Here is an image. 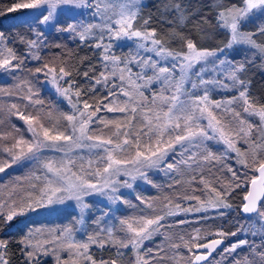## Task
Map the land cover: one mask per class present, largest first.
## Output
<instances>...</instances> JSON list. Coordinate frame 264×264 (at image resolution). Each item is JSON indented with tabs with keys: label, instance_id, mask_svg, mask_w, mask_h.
I'll return each mask as SVG.
<instances>
[{
	"label": "snow or ice",
	"instance_id": "snow-or-ice-1",
	"mask_svg": "<svg viewBox=\"0 0 264 264\" xmlns=\"http://www.w3.org/2000/svg\"><path fill=\"white\" fill-rule=\"evenodd\" d=\"M146 7L143 0H13L0 9V15L31 13L27 34L9 37L0 31V70L13 76L25 71L30 77L15 85L26 89L25 95L0 89L24 103L23 111L16 102L8 106L7 121L0 115V173L13 166L32 169L0 184V227L12 226L13 221L23 225L16 242L22 264H42V257L49 256L54 264H117L115 259H97L93 246L115 249L119 256L124 255L121 249H128L135 264H163L166 250L155 243L157 236L171 242L174 264L185 258L181 248L187 253L185 264H212L210 257L217 248L238 233L259 236L261 242L239 239L223 248L221 259L246 246L247 254L234 257L232 264H264V98L253 95L249 77L257 58L264 64V39L257 40L264 38V0H160L156 13L148 15ZM153 23L160 27H152ZM53 31L78 41V47L92 49L96 62L82 74L69 63L72 50L45 62L42 51L49 47ZM127 41L132 46L122 43ZM213 43L215 47L210 46ZM124 47L128 52L117 54L116 49ZM237 49L250 55L229 58ZM26 61L37 64L29 68ZM74 71L82 75L83 83L74 79ZM40 75L67 101L70 111L55 119L50 108L45 111L34 87ZM216 88L235 95L213 99ZM13 116L24 122L29 136L11 123ZM5 123L10 131L3 130ZM209 141L222 144L223 153L213 152ZM231 153L239 168L225 165L231 180L219 189L212 187L203 168ZM186 170L199 172L200 182L215 193L214 199L205 204L195 190L183 195L176 191L164 197L163 210L154 216L140 209L138 215L110 222L112 205L138 207L122 189H133L138 182L160 189L163 186L153 175L161 172L172 180L167 187L176 189L181 184L176 177ZM195 180L191 176L189 184ZM242 186L246 190L240 212L247 214L248 228H219L203 235L197 228L195 235L187 239L181 235L178 242L167 234L168 217L209 207L231 208L227 197ZM93 197L107 203L99 208ZM135 199L156 212L150 200L140 195ZM191 200L199 206H183L182 201ZM41 211L61 214L68 223L36 226L30 214ZM78 233L84 238L77 239ZM11 243L0 239V264H13L16 252Z\"/></svg>",
	"mask_w": 264,
	"mask_h": 264
},
{
	"label": "trees",
	"instance_id": "trees-1",
	"mask_svg": "<svg viewBox=\"0 0 264 264\" xmlns=\"http://www.w3.org/2000/svg\"><path fill=\"white\" fill-rule=\"evenodd\" d=\"M195 2V0H193ZM204 2H207V0H204ZM13 3V0H0V9H6L7 7L11 6ZM148 7L144 9V14L148 15L149 13H156V6L159 5L160 0H145L143 2ZM13 12H7L4 15H0V31L4 32L6 36L9 37H15L17 34H27L29 32V24L31 23L28 19H20L16 20L15 22H4L2 21L3 18ZM152 27L159 28L160 25L157 23H153L151 25ZM219 39H222V37H219ZM264 39V38H261ZM217 40V43H218ZM78 41H75L71 39L70 37L66 35H60L55 33L54 31L51 32L48 35V44L49 47L44 49L42 51V56L44 57L45 62L48 60H51L54 56L57 54L64 53L67 54L68 50H72L74 53L71 57V60L69 61L70 65H74L75 68L79 69L80 73L87 69V66L89 63H95L97 60V56L94 54V51L90 48L79 46L78 47ZM61 45L62 47L57 48L54 45ZM18 51L23 52V45L16 44L15 45ZM210 46L215 47V43L211 44ZM230 58L235 57L236 59H242L246 55H250L249 53L245 52L243 49H237L236 51H233L228 54ZM87 57L88 59L84 60V63L81 64L80 60L81 58ZM57 63L59 61L57 60ZM26 64L29 68H34V66L37 64L36 61H26ZM9 79L1 80L0 81V88H3L4 91H17L13 87V81L15 77L11 74H9ZM17 75V78L20 80L29 79L27 72L20 71L15 74ZM249 77L252 80V93L258 98H264V64L261 63V60L259 58L256 59L255 65L250 68L249 71ZM43 79V75H40L37 80L34 81V84L38 89H41L42 84L41 80ZM74 79L77 81L83 83V77L82 75H76L74 71ZM40 87V88H39ZM39 98L44 101V109L45 111L47 109H51L53 112V118L59 117L57 112L64 111V106L61 102L57 100V98L49 92L48 89L43 88L39 92ZM16 102L19 104L20 110H24V103L20 102L17 98V96H6L3 92H0V105L3 106L4 111L3 113H0V115L3 116L5 121L8 120V113L7 109L8 106ZM57 107L56 112H54V108ZM29 111H33L32 109H29ZM61 113V112H59ZM33 114L35 112L33 111ZM44 113H42L43 115ZM104 113H101L103 115ZM109 116H112L110 114H107ZM11 123H14L22 132H24L25 136H29L25 130V124L21 120L18 119V117L13 116L11 118ZM46 124H49L50 122L45 120ZM63 123V122H62ZM4 131H10V125L8 123H5L3 126ZM214 165V166H213ZM225 165H231L234 169H236V166H234L233 163H231L230 160L222 159L220 163H216L215 161L213 164L206 165L203 168V175L208 181L209 184L212 186L220 187L222 183L226 184L228 181L231 180V173L227 171V168ZM9 171V170H8ZM6 171V173L8 172ZM10 172V171H9ZM9 174V173H8ZM191 176H196V180L193 181L191 184H189V179ZM177 179L181 180V184L176 189H170L167 187L168 184L172 182L171 178L169 176H160L155 175L153 176V179L155 182L159 185H162L163 187L153 188L151 186H145L144 188L136 187L135 191L136 195H140L144 197L147 200H150L153 203L154 208L156 209V212H153L151 209H147L144 207L145 214L154 216L158 214L161 210H163L164 207V197L166 195L174 196L176 191H179L181 195L187 193V194H193L200 198V201L205 202V204L209 201L214 199L215 193L211 191V189H207L203 183L200 182L199 178V172H191V171H185L180 176L176 177ZM219 178V179H218ZM245 187L242 186L240 188H236L234 191L231 192V194L227 197V202L232 205L231 208L225 209V208H211L209 207L207 211L202 212H188L185 214H180L175 217H168L167 223L171 225L168 235H171L173 237V242H178L177 238L181 235L185 237V239L188 238L191 233L199 228L201 231L205 232L208 230H215L216 228H223L226 231H235L237 227L240 225H249V218L247 215H242L239 212V207L242 203L243 196L245 194ZM134 200V199H132ZM182 204L184 207H188L189 205L193 207L199 206V202L197 200H191V201H182ZM138 206H141V204H138ZM117 218L114 222L117 223L118 220L122 217L128 216V211H118L117 212ZM137 213V212H135ZM223 213V215H221ZM202 217H208L207 219H202ZM184 220L186 221L183 224H176L174 221ZM13 223V222H12ZM18 227H23L22 225L15 224L12 226H4L0 227V239H9L11 243V247L13 251L16 252V256L13 258V264H22V262L19 259V251L17 250L16 242L20 239L22 233L18 231ZM90 231H93L90 229ZM162 231H164L162 229ZM238 236L235 237H229L226 240V243L216 250V252L213 253V256L210 257V260H212V264H216L217 261L220 262V264H232V259L234 257H240L242 258L245 254L248 252V248L242 247L237 249L235 253H233L231 256H229L226 260H222L219 253L222 252L224 247H227L230 245L231 242H234L235 239H238ZM245 239H248L249 241H255L256 243H260V237L259 236H250L248 233L244 236ZM155 243L161 244L163 247H165V253L163 264H174V260L170 259L175 257V251L170 247L171 242L164 241V238L162 236H157L155 238ZM146 246L148 247H154V244L151 242H146ZM121 252L124 253L123 256H119L116 254L115 249H109L105 248L103 250L98 249L97 247H92V252L94 253L95 257L97 259L103 258L106 260L115 259L117 261V264H135V256L134 254L128 250V249H121ZM180 251L185 254L184 259L179 260V264H185V261L187 259V253L186 250L181 248ZM214 258V259H213ZM178 259V258H177ZM42 264H53L52 259L50 257L43 258L42 257Z\"/></svg>",
	"mask_w": 264,
	"mask_h": 264
},
{
	"label": "rangeland",
	"instance_id": "rangeland-1",
	"mask_svg": "<svg viewBox=\"0 0 264 264\" xmlns=\"http://www.w3.org/2000/svg\"><path fill=\"white\" fill-rule=\"evenodd\" d=\"M143 2H145V0H143ZM85 17L89 18V17H87V13H85ZM20 19H28L31 22V13L29 12V10H17V11H15L13 13H9L3 18L2 21L11 22L12 23V22H15L16 20H20ZM257 23H259V21H257ZM248 27L250 29L253 28L252 25H249ZM259 39H260V37H257L258 42L260 41ZM122 43H126L127 45L132 46V42L131 41L122 42ZM128 50H129L128 47H124L123 49L117 48L116 52H117V54H120L121 52L127 53ZM14 77H15V79L12 80L13 81L12 83H13L14 89L17 90V91H11V92L19 93L20 95L27 94L26 89H18V88L15 87V85L18 84L21 80L17 78V75L14 76ZM6 79H9L8 73H5L2 70H0V81L1 80H6ZM40 82L42 84V87H41L42 90H43V88L48 89L49 92H51V94H53L57 98V100L62 103V105L64 106L63 107L64 110L66 109L65 112L70 111V106L67 104V101L64 100L61 96H59L58 93H56L54 86L51 83H47L44 76H43V79ZM34 87L36 89H38L35 84H34ZM0 89H3V88H0ZM41 89H38L39 92H40ZM233 95H235L234 91H229V90L223 89V88H216L212 92V98L216 99V100L230 98ZM55 109H57V107H55L53 109L54 112L57 111ZM59 112H64V111L61 110ZM59 112H57L58 116L60 115ZM110 115H113V114H110ZM253 119H256V118H253ZM23 124H24V122H23ZM25 127H27V126L25 125ZM28 135H30V134H28ZM208 147L213 152L217 153V155L222 154L223 151H224V146L222 144H217L215 141H209L208 142ZM49 154L53 155L52 153H49ZM54 155L59 156L61 154L55 153ZM234 157H235V153H231L230 157H225L224 159L230 160L231 163H233L234 166H236V168H239V165L236 164V161H235ZM8 170H7L8 171L7 173H0V184H8L10 181L14 180L17 176L23 177V176L27 175L29 173V171L32 170V169H31V165H26V166H13L11 169H8ZM155 175L166 176L162 172L158 173V174H154L153 176H155ZM145 186H150V185H145L143 182H138V187H140L141 189L144 188ZM212 187H214V186H212ZM220 187H221V185H220ZM220 187H218V188H220ZM135 188L136 187H134L133 189L124 188V189H122V192L124 194V197L126 199H128L129 201H131V203L133 205H138V204H140V202L135 199V197L137 196L136 192H134ZM207 189H210V188H207ZM91 199H93V200L98 202L97 203V207H99V208H103L104 204L107 203V201H104L102 197H93ZM132 199H134V200H132ZM144 207H145V205H142V204H141V206H138L137 208H132V207H129V206L124 205V204L112 205L111 206L110 215L112 217H114V219H112L110 222L114 224V222L116 221L117 215H118L117 212L119 210L120 211H125V212L128 211V213H127L128 216L127 217H129V216H133V215H138L140 209H143ZM105 210H107V209H105ZM135 212H137V213H135ZM96 214L98 215L99 213L96 212ZM30 219L36 221V226H44V227H59V226H63V225L68 223V218H66L65 216H63L61 214H58V213H47V212H44V211H41L39 213L30 214ZM15 224H18V222L17 221H13L12 225H15ZM244 227L248 228L249 225H244ZM216 229H219V228H216ZM92 230H94V229H92ZM203 234H204V232L201 231V235H203ZM246 234L247 233H238L237 234V235H239L238 239H235L234 242L238 241L239 239H245L244 236ZM191 235H195V231H193L191 233ZM248 235L251 236L250 233H248ZM76 238L77 239H83L84 237H83L82 234L78 233ZM231 243H233V242H231ZM49 257H50V259H52V262L54 264V258L51 257V256H49ZM43 258H47V257H43Z\"/></svg>",
	"mask_w": 264,
	"mask_h": 264
},
{
	"label": "water",
	"instance_id": "water-1",
	"mask_svg": "<svg viewBox=\"0 0 264 264\" xmlns=\"http://www.w3.org/2000/svg\"><path fill=\"white\" fill-rule=\"evenodd\" d=\"M242 198H243V197H242ZM239 212H240V207H239ZM240 213H241V212H240ZM241 214H242V213H241ZM242 215H247V214H242ZM225 243H226V240H225L224 244H225ZM224 244H223V245H224ZM223 245L219 246L218 248H221ZM218 248H217V249H218Z\"/></svg>",
	"mask_w": 264,
	"mask_h": 264
}]
</instances>
